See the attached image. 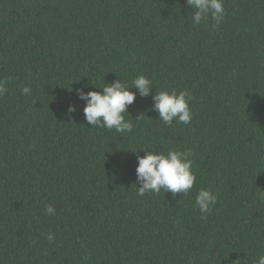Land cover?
I'll list each match as a JSON object with an SVG mask.
<instances>
[{"label":"trees","instance_id":"obj_1","mask_svg":"<svg viewBox=\"0 0 264 264\" xmlns=\"http://www.w3.org/2000/svg\"><path fill=\"white\" fill-rule=\"evenodd\" d=\"M224 8L216 26L193 24L186 0H0V79L10 78L0 264H254L264 254V0ZM141 74L154 89L128 107V120L144 114L132 133L86 123L77 89ZM161 90L192 94L190 124L158 120ZM141 147L191 151L187 196L137 194ZM200 189L218 197L206 219Z\"/></svg>","mask_w":264,"mask_h":264},{"label":"clouds","instance_id":"obj_2","mask_svg":"<svg viewBox=\"0 0 264 264\" xmlns=\"http://www.w3.org/2000/svg\"><path fill=\"white\" fill-rule=\"evenodd\" d=\"M186 2L192 10L188 19H191L195 25L211 18L215 25L219 26L225 18L224 0H186ZM9 79H0V96L7 92L6 85ZM95 88L102 89V92H85L83 88L76 90L78 98L85 102L83 112L86 123L92 127L109 131L115 129L116 132L124 134L132 133L133 121H140L144 115L140 114L137 118L128 120L125 117L128 107L134 103L137 94L141 97H148L152 94L154 86L149 78L141 74L132 80L131 85L119 78L111 84L104 82L102 88ZM131 89L136 91L133 92ZM21 94L30 95L31 88L23 87ZM152 99L153 110L158 113V120L165 125L171 126L174 120L184 125L191 123L193 114L190 103L194 97L189 91L184 90L179 93L167 90L156 91ZM74 111L75 107L70 106L69 112ZM147 149L150 148L141 147L139 150L144 151L145 154L143 157L137 154L136 157L138 161L136 175L139 184V187H136L137 194L140 196L146 193L159 194L163 189L164 192L172 193L173 197L176 194L187 196L197 179L192 170L193 161L189 159L192 155L191 151L173 149L167 153H155ZM217 199V195L210 190L200 189L198 191L195 206L199 209L202 219L207 218L206 214L211 212ZM45 214L55 215V208L52 205L46 206ZM47 239L52 242L54 234H47ZM254 264H264V254L259 255Z\"/></svg>","mask_w":264,"mask_h":264}]
</instances>
